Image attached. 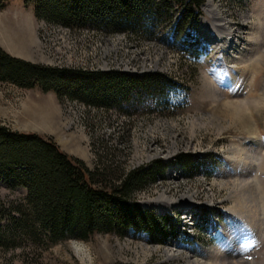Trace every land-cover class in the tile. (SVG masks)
Listing matches in <instances>:
<instances>
[{"label": "rangeland", "instance_id": "rangeland-1", "mask_svg": "<svg viewBox=\"0 0 264 264\" xmlns=\"http://www.w3.org/2000/svg\"><path fill=\"white\" fill-rule=\"evenodd\" d=\"M203 4L196 24L187 27L185 35L179 34L186 38V44L179 48L177 40L171 47L179 56L175 65L169 64V69H177L179 82L173 85H181L179 91L173 86L161 92L163 98H171L169 109L179 110V117L143 118L142 113L154 110V104L149 102L151 107L143 108L128 102L122 107L131 111L138 108L129 123L128 137H105L109 121L99 115L82 121L77 109L63 106L66 96L58 99L54 93L50 97L49 91L41 92L36 87L0 82V123L49 137L87 168L95 165L99 154L124 169L149 166V158L154 155L167 160L175 150L189 153L192 163L207 168L205 175L197 170L176 181L160 179L132 196L144 206L161 192L220 200L221 206L234 214L223 227V237L215 239L208 255L207 249L200 248L204 254L190 258L183 252L170 257L174 252H167V246L140 245L123 236L93 233L85 240L69 237L47 246L0 247V264H186L187 259L200 264H264V0H209ZM208 4L222 16L225 30L205 10ZM35 21L32 4L7 0L0 9V48L12 57L44 67L61 65L59 69L79 66L92 57L96 62L110 58L112 47L107 44L87 46L64 36L39 44ZM229 38L232 43L227 46ZM165 59L158 63L164 65ZM67 122H71L69 129H65ZM249 184L255 189L252 195L246 192ZM24 193L22 187L9 188L0 181L2 203L16 201ZM237 197H252L248 201L261 212L260 224L249 211L238 215L242 204ZM75 245L83 252L75 251Z\"/></svg>", "mask_w": 264, "mask_h": 264}, {"label": "trees", "instance_id": "trees-1", "mask_svg": "<svg viewBox=\"0 0 264 264\" xmlns=\"http://www.w3.org/2000/svg\"><path fill=\"white\" fill-rule=\"evenodd\" d=\"M7 0H0V9ZM205 0H24L35 18L68 27H94L104 32L133 30L149 34L173 5L180 8L178 34L194 21ZM186 41H179V47ZM0 82L52 91L56 98H76L103 107L142 92H160L173 85L159 74L126 75L114 71L84 72L44 67L15 58L0 48ZM180 160H188L179 154ZM94 166L63 152L49 137L0 123V181L22 187L16 201H0V247L47 246L93 233L121 236L128 226L143 229L150 240L163 237L162 219L141 209L134 191L152 180L151 167L122 168L96 155Z\"/></svg>", "mask_w": 264, "mask_h": 264}, {"label": "built area", "instance_id": "built-area-1", "mask_svg": "<svg viewBox=\"0 0 264 264\" xmlns=\"http://www.w3.org/2000/svg\"><path fill=\"white\" fill-rule=\"evenodd\" d=\"M177 16H179V10L176 14L172 15L167 27L162 30V33L167 35V38L170 37L169 35L171 33L169 27L177 21ZM34 33L36 36V42L39 44H45V40L47 41L51 38H55L56 36H64L72 40L79 39L84 43V45L87 46L95 44H107L112 47L111 52L108 53V56H110V58L106 60L102 59L100 62H96V57L94 58L91 56L92 58L90 60H85L83 61V63H78L79 66H67L70 67V69L80 70L84 72L116 71L128 75L158 73L166 77L172 78L173 80H177L179 78V76L177 75V69H169V64L175 65V61L179 59L178 54L169 50L165 42H157L154 38V35L150 36L146 33L133 30L104 32L94 27L88 26L68 27L59 23L46 21L43 19H39L36 21ZM163 54L166 56H164ZM164 57L166 58V63L164 65H160L161 63H158V61H161L160 59H164ZM56 68L59 69L62 67L60 65ZM151 95L152 94L146 95V97L142 98V100L140 99L139 102L132 101L133 99L129 98V100L124 101L122 103V106H127L129 104L128 102H130V105L132 103H138L139 107L147 108L148 101L152 98L153 100L155 99V95L150 98ZM62 102L64 103V107H73L74 109H77L79 111L80 116L82 117V121H84L85 117L88 118L93 115H99L102 118H106L109 121L110 126H106V131L104 132L106 135H101H104L105 137L111 135H115L117 137H128V134L130 132L129 129H131L129 128V123L132 122V119L135 116L134 111L126 112L118 107L95 106L78 100L76 98L64 97ZM157 108H160V106L158 105ZM152 112L154 114H151L150 111H144L142 113L143 118L156 117L155 119L165 120L167 118L179 117V114L166 115L161 113L157 115L155 114V111ZM70 124L71 122H67L65 125V129H69ZM177 153H179V150H175V152H173L170 156H173ZM153 157H150L149 160L152 161L154 159L163 158ZM139 165L132 166L129 169L135 168ZM152 169V180L145 186H150L160 179H172L176 181L179 180L182 176H187L185 173V168L178 162H171L166 164L163 170L160 172L155 171L154 167ZM160 194L162 195L161 197L159 196ZM160 194L150 199L159 201L162 209L156 210L157 212L161 213L167 211L166 209L168 208H173L172 221L176 225L175 234L172 235L171 233H168L162 242H150L147 240V236L144 231L135 232L132 229H129L127 235L123 236V239H133L135 241H138L140 245L167 246L170 247L167 252H174L176 253L175 256L178 257L179 248L176 246H178L177 244L179 243V238L183 236L184 232L192 234V228L188 227L186 228V230H183V227L181 225L179 227V215L180 217H182L185 212L187 213V215H191L196 210L195 205H208L211 199H194L193 197L188 196V194L168 196L170 192H161ZM182 207L185 209H181ZM179 209H181L180 212ZM169 228L170 227L166 225L167 232Z\"/></svg>", "mask_w": 264, "mask_h": 264}, {"label": "bare ground", "instance_id": "bare-ground-1", "mask_svg": "<svg viewBox=\"0 0 264 264\" xmlns=\"http://www.w3.org/2000/svg\"><path fill=\"white\" fill-rule=\"evenodd\" d=\"M208 2V1H207ZM206 2V3H207ZM206 4H204L203 6H202V10L204 11V6H205ZM205 10L206 11H208V12H210V13H212L213 14V16H214V18H215V22H218V24H219V26H220V28L222 29V30H225L226 29V27L224 26V22H222L223 21V18H222V16H220V15H218V14H216L215 12H216V10H214L213 8H212V6L210 5V4H208L207 6H206V8H205ZM229 35V34H228ZM231 43H232V41H231V38H229L227 41H226V45L227 46H230L231 45ZM248 159V158H247ZM252 160H254V159H252ZM243 164H244V162H243ZM254 164H256V162H255V160L253 161V165ZM250 165H252V163L250 162ZM250 169V168H249ZM248 171V170H247ZM253 171V170H252ZM252 184H253V182H251ZM250 185V184H249ZM242 186V185H241ZM239 188V187H238ZM250 190H247L246 192L247 193H249V195L251 194L252 195V192L253 193H255V189H254V187H253V185L251 186L250 185V188H249ZM239 192V191H238ZM257 194V193H256ZM256 194H255V196H256ZM160 197H161V195H159ZM236 196H238L237 194H236ZM242 197V196H241ZM241 197H237V198H239L240 199V202H241V204L242 205H240L241 207H239L240 208V210H238L240 213L238 214L239 216H242V214L243 215H245V214H248V211L250 212V214L252 215V213L253 214H255V216L257 217L256 218V220H257V222L259 223V220H260V218L261 217H259L258 215H259V212L260 211H258V208H255V207H253L250 203H251V201H248V199H246L245 200V198H247V197H244V198H241ZM252 197H250V199H251ZM254 198V197H253ZM249 199V200H250ZM254 200V199H253ZM260 200V199H259ZM239 201V200H238ZM243 204H246V205H243ZM261 213V212H260ZM252 217V216H251ZM260 224V223H259ZM74 248H75V251H78V252H83V250H82V248L80 247V246H78V245H75L74 246ZM201 247H198V249H196V251L197 252H203L204 253V251L203 250H201L200 249ZM175 254L176 253H174V254H170L169 256L170 257H172V255H174L175 256ZM186 258H188V257H186ZM186 264H200L198 261H194V260H190V259H187L186 260Z\"/></svg>", "mask_w": 264, "mask_h": 264}, {"label": "crops", "instance_id": "crops-1", "mask_svg": "<svg viewBox=\"0 0 264 264\" xmlns=\"http://www.w3.org/2000/svg\"><path fill=\"white\" fill-rule=\"evenodd\" d=\"M51 94H53V92L49 91L48 92V95L51 97ZM54 98H55V95L53 94Z\"/></svg>", "mask_w": 264, "mask_h": 264}, {"label": "snow or ice", "instance_id": "snow-or-ice-1", "mask_svg": "<svg viewBox=\"0 0 264 264\" xmlns=\"http://www.w3.org/2000/svg\"><path fill=\"white\" fill-rule=\"evenodd\" d=\"M247 247H250V245H247L246 248H247ZM246 248H245V250H246Z\"/></svg>", "mask_w": 264, "mask_h": 264}]
</instances>
